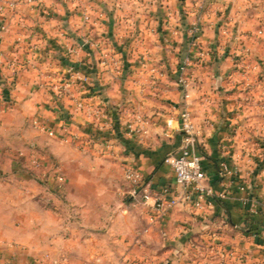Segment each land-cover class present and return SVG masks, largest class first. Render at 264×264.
Instances as JSON below:
<instances>
[{
	"label": "crops",
	"instance_id": "obj_1",
	"mask_svg": "<svg viewBox=\"0 0 264 264\" xmlns=\"http://www.w3.org/2000/svg\"><path fill=\"white\" fill-rule=\"evenodd\" d=\"M2 24L0 154L14 142L31 150V160L56 155L54 143L75 142L73 133L91 135L85 149L98 152L103 138L57 89L77 69L91 76L111 121L105 159L122 175L123 163L135 166L144 180L131 194L123 177L127 201L105 202L99 246L84 220L41 224L60 235L43 231L37 238L25 221L15 239H0V264H264V0H18L0 13ZM104 53L114 54L119 67L101 65ZM185 56L195 149L214 192L204 210L178 204L160 214L142 192L175 182L164 158L178 154L182 142L177 71ZM137 113L147 119L145 133L125 129ZM35 118L57 135L35 127ZM6 155L0 165H10ZM13 226L0 217V233Z\"/></svg>",
	"mask_w": 264,
	"mask_h": 264
},
{
	"label": "rangeland",
	"instance_id": "obj_2",
	"mask_svg": "<svg viewBox=\"0 0 264 264\" xmlns=\"http://www.w3.org/2000/svg\"><path fill=\"white\" fill-rule=\"evenodd\" d=\"M54 145L58 148L56 155L51 152L45 157L36 155L43 163L42 168L32 164L31 150L19 143L13 142L7 147L8 153L0 154H8L14 160L8 161L10 165H0V217L8 216L15 225L1 228L0 239L3 242L15 239L25 221L33 223L34 238L43 231L51 237L60 235L58 229L38 228L41 224L54 227L57 222L67 223L76 218L78 222H88L86 226L94 234L92 242L99 246L97 237L105 222V202L113 203L120 198L127 201L128 183L119 164L105 159L104 153L83 150L77 141L67 146ZM57 174L63 176L60 184ZM65 228L75 237L80 236Z\"/></svg>",
	"mask_w": 264,
	"mask_h": 264
},
{
	"label": "built area",
	"instance_id": "obj_3",
	"mask_svg": "<svg viewBox=\"0 0 264 264\" xmlns=\"http://www.w3.org/2000/svg\"><path fill=\"white\" fill-rule=\"evenodd\" d=\"M27 2L37 3V0H26ZM18 0H0V13L11 11L16 7ZM101 10L97 11L98 16H102ZM85 15L84 18H88ZM5 26L2 24L0 27V36ZM201 32V26L194 24L191 28V44H197L198 35ZM260 32V30H259ZM249 48L244 46L242 53H247ZM208 51H204L202 54H207ZM190 62L189 56H185L182 63L178 67L177 76L178 81L181 83L184 89V102L178 114L179 129L182 131V142L180 151L178 154H168L164 160L169 163L174 172L175 182L171 185H164L153 193L148 190L142 192V197L145 201L151 199V205L160 214H164L178 204H184L192 208L195 212L204 210L211 201L208 199L214 192L213 187L206 181V173L202 164V157L197 153L196 146V126L193 119V114L187 101L188 86L189 83L184 75V69ZM100 64L105 66L111 64L114 68H118V59L114 54L104 55L100 59ZM92 78L89 74L84 73L77 69L69 70V73L64 81L57 85V89L60 90L67 99H69V106H71L73 112H81L89 120L94 130L98 132L96 137L103 138L101 147L98 152L105 153V146L108 149L112 146L109 141L105 142V126L110 127L111 121L109 115L106 114L105 104L101 99L97 98L92 91ZM72 85H76V89H73ZM172 118L166 120L168 125H171ZM33 125L41 130L47 131L49 135H57L52 129L45 126L44 123L38 119H33ZM147 119L141 114H136L132 119H129L125 123V129L127 132L132 133H145ZM72 138L77 141L81 148L85 150L91 142L93 137L91 135L84 136L77 133L71 134ZM35 166L40 165V161L37 158L31 160ZM123 177L130 182V193L135 194L138 186L144 180V174L141 170L135 166L123 163ZM58 183L63 179L61 174H57ZM222 195V194H221ZM249 199V198H248ZM253 201V199H250ZM254 210L250 208V211ZM222 249L229 257L236 255L235 251L226 247Z\"/></svg>",
	"mask_w": 264,
	"mask_h": 264
}]
</instances>
